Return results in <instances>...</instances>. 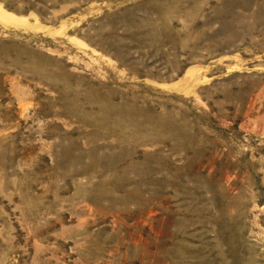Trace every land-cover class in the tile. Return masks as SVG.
I'll return each instance as SVG.
<instances>
[{
  "label": "rangeland",
  "instance_id": "rangeland-1",
  "mask_svg": "<svg viewBox=\"0 0 264 264\" xmlns=\"http://www.w3.org/2000/svg\"><path fill=\"white\" fill-rule=\"evenodd\" d=\"M0 264H264V0H0Z\"/></svg>",
  "mask_w": 264,
  "mask_h": 264
}]
</instances>
